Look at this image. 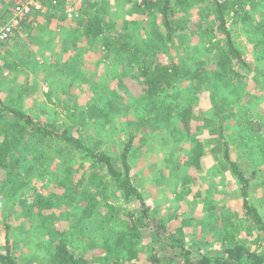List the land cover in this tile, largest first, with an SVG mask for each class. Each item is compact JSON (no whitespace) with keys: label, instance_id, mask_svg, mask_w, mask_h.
Masks as SVG:
<instances>
[{"label":"rangeland","instance_id":"374dc122","mask_svg":"<svg viewBox=\"0 0 264 264\" xmlns=\"http://www.w3.org/2000/svg\"><path fill=\"white\" fill-rule=\"evenodd\" d=\"M86 1L68 0L66 4L67 0H60L57 6L26 22L12 39L0 44V99L9 105L13 104L12 99H16L14 103L24 107L25 111L55 121L60 128L67 127L74 118V127L80 129L81 136H86L89 142H101V149L117 158L131 135L135 134L137 137L129 158L132 179L152 205L151 215L155 221L166 226L171 240H175L172 237H185L188 244L194 243L208 253H217L225 246L217 234L223 230L230 210L241 205L239 183L226 160L227 150L247 176L255 171L252 193L264 212V74L258 72L254 60L255 35L252 33L264 14V7L251 11L252 20L233 25L246 61L252 63L244 70L242 81L236 83L237 91L222 88L219 96L211 97L210 89L203 90L191 128L181 125L187 120L184 119L167 127L166 133H160L159 126L151 127L149 132L137 125L140 120L134 111L136 107L131 103L138 95L135 71L129 68L127 76H122L116 62L108 61L99 47L74 41L71 32L77 25V19L67 18L66 6H72L81 13ZM161 1L152 2L153 13L147 19H143V13L139 11L140 0H103L99 8L111 28L127 30L128 26H135V21L139 22L137 38L142 39L150 35L149 28L142 29L144 23L149 27L160 25L162 16L157 6ZM1 10L0 7V16ZM195 11L198 18L191 23L194 27H198L199 22L206 26L215 19L213 13L206 10V3H198ZM181 14L178 19L184 21L178 20L179 25H189L190 21L183 19ZM193 30L186 26L181 28L176 37L181 42L174 43L168 53L160 57L168 59L173 55L187 62L205 59L208 68L213 69L216 52L209 53L210 47L203 42L217 35L206 31L196 34ZM185 86L182 83L181 87ZM222 93L228 98L222 100ZM95 100L105 106L104 112H100L105 124L96 125L86 119V106ZM248 121L258 124L249 126ZM13 133L24 135L26 140L22 145L23 151L17 155L21 166L14 171H0L1 185L8 178L13 181L9 187L2 185L4 188H0V249L3 250L2 246L9 240L20 264H49L43 251L45 231L30 215L17 209L13 200L14 188L18 187L23 192L32 188L38 192L45 191L48 183L56 177L54 172L62 168L59 164L64 158L68 164L71 163L69 149L60 144L56 146L52 141H40L38 137L27 136L18 130ZM4 136L5 132L1 130L0 138ZM200 142L204 152L199 156L192 151ZM256 149L262 152L258 153ZM191 158L199 160L200 165L187 164ZM40 164L42 166H38ZM81 166L77 169L80 170ZM78 176L80 172L72 174L74 180ZM118 198L116 209L119 206L124 210L134 208V202ZM102 208L109 213L113 211L108 206ZM66 223L69 224L61 221L60 226L67 227ZM95 229L99 230L97 234L103 233L98 226ZM142 231L143 242L139 243L138 253L131 260L135 264L143 259L147 262L150 256L161 255L167 248L163 240L155 236L153 225L143 226ZM91 232L95 234L94 230ZM109 233L113 231L109 230ZM255 236L252 234L250 237V248L264 254V236ZM93 249L88 247L84 253L90 254ZM130 250L129 246L123 252ZM178 262L183 264V259Z\"/></svg>","mask_w":264,"mask_h":264},{"label":"trees","instance_id":"16d2710c","mask_svg":"<svg viewBox=\"0 0 264 264\" xmlns=\"http://www.w3.org/2000/svg\"><path fill=\"white\" fill-rule=\"evenodd\" d=\"M102 1H86L71 34L76 42L78 40L88 46L99 47L108 61L116 62L122 76H127L129 68L135 71L134 78L136 81L138 79L135 88L138 95L131 103L136 107L134 111L140 120L137 125L147 128L149 132L151 127L159 126V132L166 133L167 127L184 119L187 120L181 125L191 128L196 106L202 97L201 92L210 89V96L215 97L219 96L222 88L237 91L236 83L242 81L244 70L252 65L246 61L233 25L240 21L252 20L251 11L262 9V0H162L160 6H157L162 16L160 25L149 27L144 23L142 29L149 28L150 35L142 39L137 38V21L134 27L128 26L127 30L111 28L99 8ZM153 1L140 0L138 7L143 13V19L153 13L150 6ZM198 3H206V10L215 16L213 22L206 26L201 22L198 27L191 24L198 18L195 11ZM180 13L183 19L190 21L189 25H179ZM182 21L184 20L180 22ZM185 26L188 30L194 28L193 33L196 34H204L206 31L217 35L214 39L203 42L210 47L209 53L216 52L213 69L208 68L205 59L187 62L173 55H169L168 59L160 57L163 53H168L174 43L181 42L176 37ZM254 27V60L258 72L264 74V14ZM182 83L186 86L181 87ZM227 98V95L222 93L221 99ZM14 100L16 99H12L13 104L9 105L0 99V132H5V136L0 138V171H14L17 166H21V159L17 155L23 151L22 145L26 139L24 135L16 136L13 133L15 130L27 136H36L40 141H52L56 146H66L70 153L71 163L68 164L64 158L59 164L62 168L54 172L56 177L48 183L47 190L38 192L32 188L29 192H23L13 186V200L16 201L17 209L30 215L41 230L45 231L43 251L49 264H135L131 260L138 253L139 243L143 242V226L149 224L153 225L155 236L162 239L167 248L163 254L150 256L147 262L143 259L138 264H179L181 259L183 264H264V254L250 248L252 234H255V237L264 236V212L261 210L262 205L254 198L255 194L251 188L255 171L247 176L240 164L230 158L227 149L225 156L239 183L241 205L227 213L228 219L229 216L232 217L228 222V219L224 221L223 230L217 234L221 239L220 243L225 246L217 253H208L194 243L188 244L185 237H172L175 240H171L166 226L155 221L154 215H151L152 205L132 179V164L129 158L137 137L135 134L131 135L120 158H117L104 152L100 146L101 142H89L86 136H81L80 129L74 127V118L69 121L67 127L60 128L55 121L42 119L25 111L24 107L14 103ZM104 108L103 102L98 100L89 103L86 106L88 122L105 124L106 121L100 114L104 112ZM249 122V126L258 124L256 121ZM202 145L201 142L196 145L192 153L200 156L204 152ZM256 150L258 153L262 152ZM186 163L200 165L199 160L192 158ZM90 164L92 166L88 169ZM75 171L80 172L77 180L72 177ZM11 181L12 179L8 178L2 185L7 188L9 183H13ZM2 185L0 184V188ZM118 197L124 202H134V208L124 210V207L119 206L120 208L116 209ZM105 206L113 208V211H103L102 207ZM61 221H68L69 224L66 223L67 227L62 228ZM96 226L102 234H97L99 230L95 229ZM6 228L8 231V227ZM109 230L113 233L110 234ZM7 241L8 243L2 246L3 250L0 249V264H20L13 254V247L10 246L9 240ZM91 246L94 247L91 255L84 253ZM129 246L130 252H123ZM112 258H115V261L111 262Z\"/></svg>","mask_w":264,"mask_h":264},{"label":"built area","instance_id":"2783aa9c","mask_svg":"<svg viewBox=\"0 0 264 264\" xmlns=\"http://www.w3.org/2000/svg\"><path fill=\"white\" fill-rule=\"evenodd\" d=\"M0 2V44L12 39L26 22L57 6L60 0H4ZM264 1V0H262ZM68 0L67 3L68 4ZM67 18L77 19L79 12L72 6H66Z\"/></svg>","mask_w":264,"mask_h":264}]
</instances>
